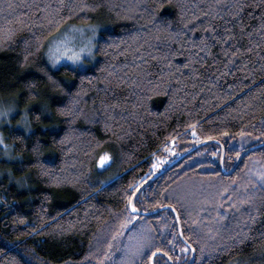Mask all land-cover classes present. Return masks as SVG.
I'll return each mask as SVG.
<instances>
[{"label": "trees", "instance_id": "trees-1", "mask_svg": "<svg viewBox=\"0 0 264 264\" xmlns=\"http://www.w3.org/2000/svg\"><path fill=\"white\" fill-rule=\"evenodd\" d=\"M68 23L100 29L84 69L45 58ZM262 26L264 0H0V264H187L172 212L129 198L198 142L230 168L264 140ZM220 154L192 151L135 206L176 210L192 264H264V145L228 175Z\"/></svg>", "mask_w": 264, "mask_h": 264}, {"label": "rangeland", "instance_id": "rangeland-1", "mask_svg": "<svg viewBox=\"0 0 264 264\" xmlns=\"http://www.w3.org/2000/svg\"><path fill=\"white\" fill-rule=\"evenodd\" d=\"M74 29H83V32L74 31ZM99 30L100 29L96 25H93V24L83 25V24L68 23L64 25L58 32L52 35L46 42L45 58L48 64L53 68L65 64V65H68L70 67H74L77 69H84L88 65L92 64L95 59V55H94L95 41L99 35ZM65 33H67L69 36L74 38L70 45V47L73 50L79 49L80 47H83V46L92 47L91 55H88L87 53L82 54V60H83L82 63L73 64L71 61L67 60L66 58H62L60 61H58L55 64L52 63L50 56L52 52H54V50L56 49L57 41L63 39ZM93 33H95V36H93ZM89 37H93L90 42H89ZM62 50L63 49H61V51ZM11 113L12 112H10L9 109H6V107H0V123H2V121L4 120H7L8 116ZM3 144H4L3 140L0 138V145H3ZM164 151L167 155H164V157L160 158L159 160L160 163H162L163 159H165L168 155L173 154V149L171 147H166ZM107 162H109V160L106 161L105 164H107Z\"/></svg>", "mask_w": 264, "mask_h": 264}, {"label": "water", "instance_id": "water-1", "mask_svg": "<svg viewBox=\"0 0 264 264\" xmlns=\"http://www.w3.org/2000/svg\"><path fill=\"white\" fill-rule=\"evenodd\" d=\"M210 142H214L216 144L219 145L220 147V150H221V154H220V159H219V169L220 171L224 174V175H228V174H231L236 166L238 165L239 161L245 156V154H247L250 150H253L257 147H260V146H263L264 145V140L259 142V143H256V144H253L251 146H248L246 148H244L236 157V159L234 160L233 164L231 165L230 168H225L224 165H223V157H224V147L223 145L217 141V140H212V139H209V140H204V141H201V142H198L196 144H194L193 146H191L190 148H188L187 150H185L183 153L179 154L176 158H174L172 161H170L169 163H167L166 165H164L161 169H159L155 174H153L150 178H148L147 180H145L144 182H142L137 188L136 190L134 191L133 195L131 196L132 198V204L135 205V198L137 197V195L139 194V192L144 188L146 187L149 183H151L152 181H154L156 178H158L161 174L165 173L169 168H171L174 164H176L179 160H181L184 156L190 154L192 151L202 147L203 145L207 144V143H210ZM135 194V195H134ZM135 211H132L131 207L129 206V211L132 213V214H137V215H144V216H148V215H152L154 213H157L159 211H162L164 209H168L172 212L173 216H174V219H175V222H176V226H177V231H178V236L180 238V240L185 244V246H187L190 250V258H189V262L187 264H192L193 263V260H194V249L193 247L184 240L183 236H182V231H181V225H180V219L178 217V214L176 212V210L170 206V205H164V206H161L159 208H156V209H153V210H150V211H142V210H139L136 206H135ZM153 253H155V255H153ZM150 256V262L149 264H153V260L155 258L156 255H160L162 256L163 258L166 259V261L169 263V264H174L171 260V258L161 252L160 250H156L155 252H153Z\"/></svg>", "mask_w": 264, "mask_h": 264}, {"label": "snow or ice", "instance_id": "snow-or-ice-1", "mask_svg": "<svg viewBox=\"0 0 264 264\" xmlns=\"http://www.w3.org/2000/svg\"><path fill=\"white\" fill-rule=\"evenodd\" d=\"M61 6H63V5H61ZM9 7H11V5H9ZM83 7H87V5H83ZM234 15H235V13H234ZM262 27H264V26H262ZM74 31L83 32V29H74ZM249 35H251V33H249ZM93 36H95V33H93ZM92 38L93 37H89V42L91 41ZM217 38H219V37H217ZM73 39H74L73 37H71L67 33H65L64 38L57 41L56 49L54 50V52H52V54L50 56L53 64L57 63L62 58H66L67 60L71 61L73 64L82 63L83 62V60H82V54L83 53H87L88 55L92 54V47H90V46H83V47H80L79 49L73 50L70 47ZM225 39H227V38H225ZM61 49H63V50L61 51ZM225 55L226 56L228 55L227 51H225ZM237 55H238V52L232 53L233 57H235ZM61 111H64V109H62ZM108 160H109V156L105 153V154L100 156L98 164L103 166L105 164V162ZM156 167H159V165L154 164L153 168L155 169ZM259 176L262 180H264V173H260ZM241 203H250V201H241ZM129 206L131 207L132 211L136 210L135 205L132 204V198L131 197L129 198ZM253 222H254V218H253ZM129 224H131V220L125 219V221L120 226L121 231L113 234V240H115L117 236L123 235L124 233H123L122 229L127 227ZM240 242L242 243L243 241H240ZM111 246H112L111 243H109V248H111ZM141 247H142V245H141ZM153 255H155V253H153Z\"/></svg>", "mask_w": 264, "mask_h": 264}]
</instances>
